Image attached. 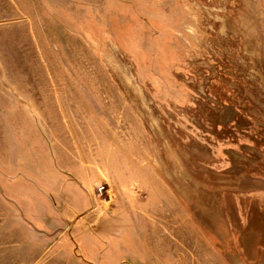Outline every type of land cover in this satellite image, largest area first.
Masks as SVG:
<instances>
[{"label": "rangeland", "instance_id": "obj_1", "mask_svg": "<svg viewBox=\"0 0 264 264\" xmlns=\"http://www.w3.org/2000/svg\"><path fill=\"white\" fill-rule=\"evenodd\" d=\"M0 264H264V0H0Z\"/></svg>", "mask_w": 264, "mask_h": 264}]
</instances>
